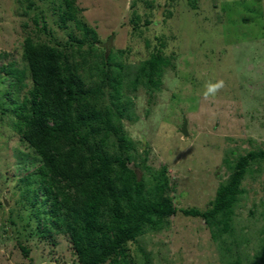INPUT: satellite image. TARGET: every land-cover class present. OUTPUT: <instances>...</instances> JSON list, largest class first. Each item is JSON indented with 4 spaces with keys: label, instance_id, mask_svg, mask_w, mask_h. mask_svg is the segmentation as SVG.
I'll list each match as a JSON object with an SVG mask.
<instances>
[{
    "label": "rangeland",
    "instance_id": "1",
    "mask_svg": "<svg viewBox=\"0 0 264 264\" xmlns=\"http://www.w3.org/2000/svg\"><path fill=\"white\" fill-rule=\"evenodd\" d=\"M78 23L97 40L79 46ZM27 39L73 49L87 88L100 83V58L109 54L122 81L129 167L145 181L166 170L177 212L128 243L131 264H264V159L245 174L231 232L214 238L202 218L183 214L210 209L237 159L264 150V0H0V264H79L68 229L39 225L44 207L25 191L42 164L19 129L31 89ZM153 54L167 63L151 86L136 78Z\"/></svg>",
    "mask_w": 264,
    "mask_h": 264
},
{
    "label": "trees",
    "instance_id": "2",
    "mask_svg": "<svg viewBox=\"0 0 264 264\" xmlns=\"http://www.w3.org/2000/svg\"><path fill=\"white\" fill-rule=\"evenodd\" d=\"M67 8L73 9L69 1ZM73 17L67 14V19ZM78 27L84 36L79 46L88 37L97 40L94 30L79 23ZM73 54V49L31 39L24 43L31 89L20 104L19 129L23 142L42 160L34 182L24 178L28 182L25 191L31 205L44 207L43 218L37 213L39 225L57 222L68 229L79 264H131L128 243L136 242L147 228L158 229L177 212L169 196L166 170L145 181L129 167L130 144L120 106L122 81L110 70L111 56L106 53L100 58V83L87 88L72 63ZM166 63L153 54L139 67L137 81L156 85ZM260 159H264V150L240 156L211 208L183 210V214L202 218L214 238L231 232L242 181L250 164ZM46 230L38 227L44 236ZM18 245L28 256L29 250Z\"/></svg>",
    "mask_w": 264,
    "mask_h": 264
},
{
    "label": "clouds",
    "instance_id": "3",
    "mask_svg": "<svg viewBox=\"0 0 264 264\" xmlns=\"http://www.w3.org/2000/svg\"><path fill=\"white\" fill-rule=\"evenodd\" d=\"M222 87H223L222 81L214 83V84H209L207 86V92L205 93V97H207L209 94L215 95L216 92Z\"/></svg>",
    "mask_w": 264,
    "mask_h": 264
},
{
    "label": "water",
    "instance_id": "4",
    "mask_svg": "<svg viewBox=\"0 0 264 264\" xmlns=\"http://www.w3.org/2000/svg\"><path fill=\"white\" fill-rule=\"evenodd\" d=\"M186 127H187V124L185 123V124H184V127H183V129H182V133H183L185 136H188V133H187Z\"/></svg>",
    "mask_w": 264,
    "mask_h": 264
}]
</instances>
